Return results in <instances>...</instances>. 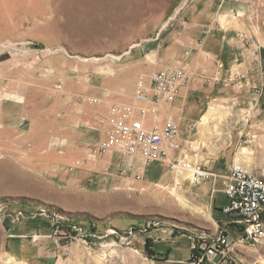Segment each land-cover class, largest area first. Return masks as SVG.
Returning <instances> with one entry per match:
<instances>
[{"label": "rangeland", "instance_id": "374dc122", "mask_svg": "<svg viewBox=\"0 0 264 264\" xmlns=\"http://www.w3.org/2000/svg\"><path fill=\"white\" fill-rule=\"evenodd\" d=\"M195 1L0 0V264H171L154 251L184 234L197 264L216 236L205 212L174 188L98 179L88 163L95 140L69 132L65 108L97 106L78 91L118 73L127 86L138 51ZM225 3L239 6L233 23L264 49V0ZM255 144L252 166L239 163L261 176L264 146ZM158 231L168 243L155 248ZM222 260L264 264V239Z\"/></svg>", "mask_w": 264, "mask_h": 264}, {"label": "crops", "instance_id": "0c3cea01", "mask_svg": "<svg viewBox=\"0 0 264 264\" xmlns=\"http://www.w3.org/2000/svg\"><path fill=\"white\" fill-rule=\"evenodd\" d=\"M218 2L185 3L169 30L138 51L140 58L129 69L127 86L122 84L124 79L118 73L111 83L103 79L98 85L90 84L78 91L79 97L100 98V105L73 101L65 108L69 109V132L77 139L96 142L105 137L108 111L113 104L153 105L152 100L146 103L135 100L138 78L144 76L151 87L153 73L183 69L186 82L178 98L160 104L152 120L163 127L166 119L172 117L179 126L181 148L169 151L170 161L186 159L202 165L215 173L212 178L193 184L186 176L172 172L168 162L147 164L140 157L117 151L88 155V163L96 172L94 176L103 177L105 183L120 179L126 186L140 181L174 188L190 208L192 204L205 212L214 234L220 228L226 229L234 254H238L248 241L238 239L242 226L236 217L224 212L230 202L225 189L232 165L243 162L252 166L253 150L252 153L247 150L254 148V143L264 146V49L252 45L240 23H233L239 6L225 0ZM220 62L224 64L222 69L218 66ZM252 170L260 172L256 167ZM260 173L264 176V169ZM161 232L150 235L153 247L169 242L168 248L153 251L166 256V263L187 264L194 253L191 236L172 235L167 242L161 239ZM220 259L221 256L214 257L213 264H226Z\"/></svg>", "mask_w": 264, "mask_h": 264}, {"label": "built area", "instance_id": "2783aa9c", "mask_svg": "<svg viewBox=\"0 0 264 264\" xmlns=\"http://www.w3.org/2000/svg\"><path fill=\"white\" fill-rule=\"evenodd\" d=\"M219 67L222 68L223 64L219 63ZM185 82L186 73L183 69L153 73L151 87L146 79L141 77L137 82L135 100L139 103L152 100L153 105L137 107L116 103L110 106L105 137L93 144L92 153L107 155L117 151L123 155L140 157L147 164L168 162L172 172L178 175L186 174L193 184H200L213 177V172L186 159L170 161L169 151L181 148L179 126L172 117L166 119L163 127L152 120V117L157 115L160 104L172 103L178 98L180 88ZM58 89H62V85H59ZM81 100L94 105L102 103L98 97H82ZM244 119H248L247 114ZM227 179L225 193L230 202L224 212L236 217L242 226L238 239L248 240V245H256L264 239V176H255L244 164L237 162L232 165ZM199 248L205 253L193 256L197 264H202L208 257L226 258L230 253L228 232L220 228L210 244ZM230 264H233V261Z\"/></svg>", "mask_w": 264, "mask_h": 264}, {"label": "bare ground", "instance_id": "6f19581e", "mask_svg": "<svg viewBox=\"0 0 264 264\" xmlns=\"http://www.w3.org/2000/svg\"><path fill=\"white\" fill-rule=\"evenodd\" d=\"M253 174H254V173H253ZM254 175L257 176L256 174H254ZM245 241H248V240H245ZM231 248H232V247H231V245H230V250H231Z\"/></svg>", "mask_w": 264, "mask_h": 264}]
</instances>
